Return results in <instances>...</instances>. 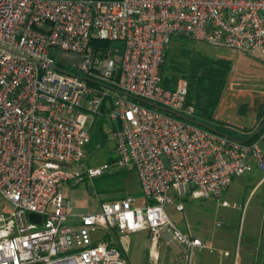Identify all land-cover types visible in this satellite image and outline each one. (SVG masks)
I'll return each mask as SVG.
<instances>
[{
	"label": "built area",
	"instance_id": "built-area-1",
	"mask_svg": "<svg viewBox=\"0 0 264 264\" xmlns=\"http://www.w3.org/2000/svg\"><path fill=\"white\" fill-rule=\"evenodd\" d=\"M177 37L264 64V0H0V199L11 208L0 210V264H128L98 237L111 232L124 241L145 230L152 264L163 238L180 246L182 264L206 248L165 208L182 212L176 202L188 191L220 197L254 163L264 170V131L244 143L187 120L186 82L165 89L160 75ZM103 115L113 160L77 171ZM125 169L143 206L126 196L68 223L65 186Z\"/></svg>",
	"mask_w": 264,
	"mask_h": 264
},
{
	"label": "rangeland",
	"instance_id": "rangeland-1",
	"mask_svg": "<svg viewBox=\"0 0 264 264\" xmlns=\"http://www.w3.org/2000/svg\"><path fill=\"white\" fill-rule=\"evenodd\" d=\"M182 50L199 52L213 58H224L231 62L227 87L212 112V119L215 124L226 123L224 127L219 128L218 124L214 127L224 135L238 141L248 139L250 134L243 132L239 127L246 128L256 122V116L260 109L264 108V64L248 55L215 48L188 38H175L168 46L164 60L170 62L173 57L175 62H183ZM53 57L69 69L66 63L69 61L68 58L57 53ZM261 148L264 150V145H261ZM110 157H113V142L109 137L104 148L87 149L86 159L74 167L77 171H84L88 167L107 162ZM123 171L129 172L125 176ZM263 176L264 170L257 164L253 165L250 172L234 178L229 189L220 197L192 199L188 191L176 202L182 203L184 210L177 212L174 205L166 206V214L183 233L204 238L208 244L211 243L217 248L238 252L240 264H264V180L252 190ZM74 190L80 192V198L86 202L82 210L90 213L97 212L100 203L120 197L131 196L135 199L136 206H143L145 203L137 175L132 169L85 180ZM223 202H226L227 206H223ZM1 209H4L6 214L11 210L2 199ZM113 245L116 247V243ZM150 245L145 230L130 235L128 255H125L128 257L127 260L131 264H152ZM164 263L161 254L158 264Z\"/></svg>",
	"mask_w": 264,
	"mask_h": 264
},
{
	"label": "trees",
	"instance_id": "trees-1",
	"mask_svg": "<svg viewBox=\"0 0 264 264\" xmlns=\"http://www.w3.org/2000/svg\"><path fill=\"white\" fill-rule=\"evenodd\" d=\"M174 39L175 38H173L172 41ZM181 53L182 57L184 58L183 62H175L173 57L170 62L166 60L163 61V64L160 68L162 86L165 89L172 90L180 81L186 82L188 87L186 105H191L195 110L193 116L188 119H190L192 121L191 123L194 125H197L201 128L210 129L224 135L223 132L219 131L217 128H214L218 123L215 124L216 122L212 119V112L218 105L223 93L226 90L227 79L231 70V62L224 58L208 57L199 52H191L188 50H182ZM132 101L144 107H149L144 101L140 99L132 98ZM102 110L104 112V108ZM263 121L264 108H261L258 115L256 116V130L262 125ZM109 125L110 124L106 118V115L97 117L94 120L90 130V141L86 146V149L95 150L104 148L106 146L109 140ZM217 126L219 127L220 125L218 124ZM116 127L117 124L112 125V128ZM263 131L264 128L261 130V132ZM257 136L258 135L249 137L243 142L251 143L257 139ZM112 160L113 158L110 157L107 162H112ZM127 172L123 171L125 176L127 175Z\"/></svg>",
	"mask_w": 264,
	"mask_h": 264
},
{
	"label": "crops",
	"instance_id": "crops-1",
	"mask_svg": "<svg viewBox=\"0 0 264 264\" xmlns=\"http://www.w3.org/2000/svg\"><path fill=\"white\" fill-rule=\"evenodd\" d=\"M223 123L219 122V125L224 127L226 123L225 124ZM256 125H257V122H253L251 125H249V127H246V128L239 127V128L243 132L249 133L250 134L249 137H252L255 134V132L258 130V129L256 130ZM254 129H255V132H254ZM239 141L243 142L244 140H239ZM263 153H264V150H263ZM253 165H256V163H254ZM263 180H264V176L253 186L252 190H254L256 186H258V184H260ZM76 186L67 185L63 188V192L65 195V200L67 204V211H68V214L71 215V217H69L68 219V223L70 224H78L79 215L90 213L87 210H82L86 206V202L83 200V198H80L81 193L74 190ZM229 187L227 189H229ZM70 188H72L73 190H71ZM82 196H83V193H82ZM98 237L102 239L103 241H106L112 246H114L113 243H116V248L120 250V252L124 255V258L127 260L128 257L126 258L125 255H128L129 238L128 240L121 241L114 232H111L109 234L107 233V235L105 236L99 234ZM192 237L199 238L203 242V244L206 246L205 249H199L195 252L193 264H240L238 252L233 253V251H229V250L222 249V248H217L211 243L208 244L205 240H203L204 238H201L199 236H192ZM168 249L170 250L167 251ZM225 253L227 255H225ZM161 254L165 262L164 264H178V263L182 264L180 246L176 244H167L166 239H162L159 243V247L157 250V261L155 264H158ZM127 262L128 264H131L129 260H127Z\"/></svg>",
	"mask_w": 264,
	"mask_h": 264
},
{
	"label": "water",
	"instance_id": "water-1",
	"mask_svg": "<svg viewBox=\"0 0 264 264\" xmlns=\"http://www.w3.org/2000/svg\"><path fill=\"white\" fill-rule=\"evenodd\" d=\"M145 103H146L149 107H151V108L159 109V110H162V111H164V112H167V110L162 109V108H160L159 106H157V105H155V104L148 103V102H145ZM173 114H174L175 116L181 118V119H187V118H184L183 116H181V115H179V114H177V113H173ZM187 120L191 121L190 119H187ZM191 122H192V121H191ZM263 128H264V121H263L262 125L258 128V130L255 132V134L253 135V137L256 136V135H258V134L261 132V130H262ZM28 218H29V220L32 221V222H39V221H40V217L37 216V215H35V214H33V213H30V214L28 215Z\"/></svg>",
	"mask_w": 264,
	"mask_h": 264
}]
</instances>
